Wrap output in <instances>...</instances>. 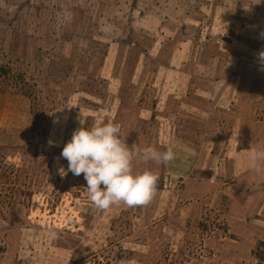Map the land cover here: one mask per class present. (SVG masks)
<instances>
[{
    "label": "rangeland",
    "instance_id": "1",
    "mask_svg": "<svg viewBox=\"0 0 264 264\" xmlns=\"http://www.w3.org/2000/svg\"><path fill=\"white\" fill-rule=\"evenodd\" d=\"M261 51L264 0H0V264H264V165L251 189L248 176L223 187L209 164L138 152L155 195L106 210L83 174L59 173L73 131L110 122L115 97L119 126L157 115L162 144L191 131L243 147L240 110L264 132ZM223 85L227 104H213ZM241 189L255 198L243 205Z\"/></svg>",
    "mask_w": 264,
    "mask_h": 264
},
{
    "label": "clouds",
    "instance_id": "2",
    "mask_svg": "<svg viewBox=\"0 0 264 264\" xmlns=\"http://www.w3.org/2000/svg\"><path fill=\"white\" fill-rule=\"evenodd\" d=\"M258 55L264 63V51ZM60 155L68 162L67 169H59L61 176L68 172L83 174L88 199L98 209L106 210L121 202L129 207L146 205L156 193L159 176L152 170L134 171L136 144L129 146L114 122L75 129ZM140 155L145 162L167 164L175 159L172 147L161 151L148 146ZM252 159L264 160V150L253 153ZM57 236L54 230L47 234L50 240Z\"/></svg>",
    "mask_w": 264,
    "mask_h": 264
},
{
    "label": "crops",
    "instance_id": "3",
    "mask_svg": "<svg viewBox=\"0 0 264 264\" xmlns=\"http://www.w3.org/2000/svg\"><path fill=\"white\" fill-rule=\"evenodd\" d=\"M224 86H221V91H217L218 92V96L214 97V101H212V103L214 104H220V103H224L227 104V99H222L221 97L225 94L224 91ZM244 88H240V90H242ZM247 98V97H246ZM216 99V100H215ZM113 102L115 103V108H116V112L115 114L111 115L110 118V122H114L116 124H120L119 119H118V97H115L113 99ZM245 105V103H244ZM214 109H211L209 111H211V114L213 115V111ZM217 110V109H216ZM241 113H239V115L241 114V124L238 126L239 128H237L240 131H245L246 129L248 130V134H247V138L243 139V147H238L237 149L234 148V146H231L229 144V142L227 144H222L220 149H218L217 145H219V143H217L213 138L211 139V136H203V141L201 143H197V141L195 140V138H193V136H191V131L189 132L188 135H176L174 133L175 137H179L180 140L177 139H170V143H165L162 144V139L161 137L163 136L161 130L156 126V124H153L152 127H150L149 123L150 120H152L153 122H155V120H157V115H143L142 113H138V115H135L129 119V122H131L130 124L132 125H128L126 128L120 126L121 128V132L123 133L124 137H126V141L129 144V146L133 145L134 143L136 144V153L138 152H142V150L145 147L148 146H153L154 148H158V150H161V146H166V149L168 147H172L174 148L177 145H180V149L179 152H176V159H178L180 161L179 165L181 164V169L182 168H195L198 165V168H200V166H205L202 164H209L208 166H212L213 167V172H214V177L211 180V182H214L215 178L218 177L219 179H222L220 186H225L226 181H228V179H233L235 178H246L248 176L249 180L248 181V187L251 189L250 186H254L256 184V182H261V174H263V165H264V160L261 161H256L252 159L253 153H255L258 150H264L262 148V144L264 142V132H262V129L260 127L257 126L256 123H250L247 121L246 117L242 114L246 113V111L244 112L243 110L239 111ZM141 119V120H140ZM136 121L135 123H133V121ZM100 121H95L93 122V126L99 124ZM147 122V126L145 125V123ZM138 123V124H137ZM181 128H182V123H180ZM141 126V127H140ZM128 128V129H127ZM180 129V127L178 128ZM176 131V130H175ZM152 136H154L155 138H151ZM170 138V137H169ZM173 140V141H172ZM211 141H212V145H211ZM183 148V149H182ZM199 148L202 151V149H204V151L199 155V157H203L204 156V160H201V162H197L198 158L197 157L199 154ZM165 149V150H166ZM234 155L233 157L230 156V159H223V157L218 158L219 156V152L218 150L224 151L225 154H229L230 150H234ZM228 151V153L226 152ZM212 153V154H211ZM218 154V155H217ZM231 155V154H229ZM211 156L210 158V163L208 161V157ZM218 158V159H217ZM236 159V160H235ZM221 160H224L225 162H222ZM212 164V165H210ZM180 168H178L179 170H181ZM182 171V170H181ZM217 171H219L220 173H218ZM226 180V181H225ZM244 182V181H243ZM243 185H245V183H243ZM243 187V186H240ZM241 193L238 195L240 196L241 201H243V205L245 204L246 199L248 198L247 201L252 200L255 198V195L249 194V196L247 197L246 195V190H242L240 191ZM263 197V196H262ZM237 198H239L237 196ZM243 218L244 215H243ZM243 223V224H242ZM240 222V224H237V226L235 225V223H230L227 222V227L228 230H232L237 229L238 231H246V225L243 222ZM231 226L232 229H231Z\"/></svg>",
    "mask_w": 264,
    "mask_h": 264
}]
</instances>
